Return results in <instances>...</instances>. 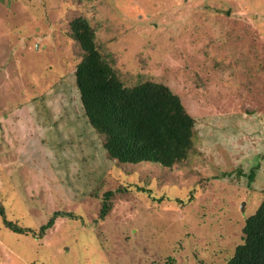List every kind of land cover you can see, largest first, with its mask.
<instances>
[{"label": "rangeland", "instance_id": "1", "mask_svg": "<svg viewBox=\"0 0 264 264\" xmlns=\"http://www.w3.org/2000/svg\"><path fill=\"white\" fill-rule=\"evenodd\" d=\"M76 18L125 86L179 96L186 159L109 157L75 84ZM262 201L264 0H0V207L27 229L0 216V264H226Z\"/></svg>", "mask_w": 264, "mask_h": 264}, {"label": "trees", "instance_id": "2", "mask_svg": "<svg viewBox=\"0 0 264 264\" xmlns=\"http://www.w3.org/2000/svg\"><path fill=\"white\" fill-rule=\"evenodd\" d=\"M71 32L84 53L74 71L84 115L103 135L109 157L121 163L150 162L164 167L186 159L193 146L194 119L179 96L151 81L125 86L97 49L87 21L74 19ZM0 216L12 231L27 233L5 217L2 207ZM53 221L50 217L41 225V234ZM242 232L243 242L226 264H264V201L246 217Z\"/></svg>", "mask_w": 264, "mask_h": 264}]
</instances>
